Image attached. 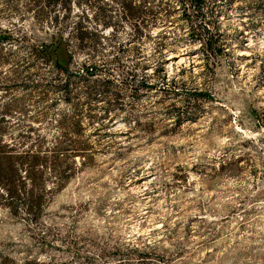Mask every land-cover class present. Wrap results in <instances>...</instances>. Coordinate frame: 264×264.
Returning a JSON list of instances; mask_svg holds the SVG:
<instances>
[{
	"label": "rangeland",
	"instance_id": "1",
	"mask_svg": "<svg viewBox=\"0 0 264 264\" xmlns=\"http://www.w3.org/2000/svg\"><path fill=\"white\" fill-rule=\"evenodd\" d=\"M31 1L0 0V24L37 42L70 37L71 71L92 65L98 78L71 74L65 100L47 83L67 73L0 45V99L21 102L0 142L76 143L64 162H77L37 221L0 204V261L77 264V243L92 255L152 248L149 264H264L262 0H208L202 12L180 0H59L21 17Z\"/></svg>",
	"mask_w": 264,
	"mask_h": 264
},
{
	"label": "trees",
	"instance_id": "2",
	"mask_svg": "<svg viewBox=\"0 0 264 264\" xmlns=\"http://www.w3.org/2000/svg\"><path fill=\"white\" fill-rule=\"evenodd\" d=\"M43 1V2H41ZM187 12L188 7L193 8L197 12H202L203 7L208 0H180ZM59 0H32L24 7L17 6L20 9L19 14L24 17L31 10L36 9L35 16L38 18L45 11L56 10L62 5ZM264 4V0H262ZM128 15V13H127ZM140 22L137 23V25ZM28 32L21 26L16 27L0 24V45L8 46V50L15 51L21 46L30 49L31 55L42 58L45 62L53 65L59 72L67 73V77L62 80H50L47 83L48 89L59 90L64 93V99H70L71 94V74L76 73L81 79L90 80L97 79L96 69L92 65H84L79 71H71V65L74 54L70 50L72 41L70 37H66L62 33H53L48 37V42H37L29 40ZM80 45L85 46V37L83 35L74 36ZM87 42V41H86ZM210 55L216 54V48L210 47ZM5 60L0 56V61ZM154 84L148 87H153ZM7 85L0 83V89L6 88ZM197 95H204L202 91H197ZM93 91H90L92 94ZM20 98L0 99V140L5 137V131L2 123L7 115L16 107L20 106ZM76 143L64 145V143H54L50 148H45L42 143H1L0 142V204L7 207L12 214H18L20 204L31 214L32 221H37L45 211L50 194L63 188L67 181L75 172L77 166L76 161L71 164H65L66 147L74 146ZM71 156H75L70 152ZM76 153V152H74ZM74 160V159H73ZM49 165L53 173L47 177L45 166ZM51 182V184H49ZM46 240V239H44ZM45 242V241H43ZM46 245L43 248L46 249ZM70 251L76 254L77 264H135L132 258H137L142 264H149L151 255H156L152 248L140 245L126 244L123 247H117L113 251L107 248L99 249L97 255L83 252L77 243H71ZM161 262V259H158ZM0 264H16L7 255L3 256ZM23 264H36L35 261Z\"/></svg>",
	"mask_w": 264,
	"mask_h": 264
}]
</instances>
